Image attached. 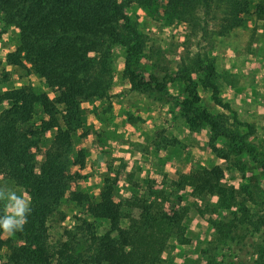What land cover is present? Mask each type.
<instances>
[{
  "label": "trees",
  "instance_id": "obj_1",
  "mask_svg": "<svg viewBox=\"0 0 264 264\" xmlns=\"http://www.w3.org/2000/svg\"><path fill=\"white\" fill-rule=\"evenodd\" d=\"M154 1L0 0L2 22L19 29L17 46L4 63L25 68L28 58L32 72L55 93L50 98L18 88L0 94V106L8 104L0 110L3 185L22 189L31 207L22 231L8 235L0 229V264H169L162 254L174 239L180 244L188 239L185 210L168 212L166 206L185 190L199 216L215 217L213 235L193 264H264V191L251 178L237 187L229 184L219 165L191 168L171 180L172 193L152 190L147 197H129L125 204L112 199L111 178L93 196L69 190L68 170L79 160L69 152L72 136L82 126L81 104L107 99L114 45L125 48L123 75L131 91L153 104L174 103L191 132L207 125L209 148L226 166H235L244 176L251 163L264 173V154L248 141L253 127L239 121L230 103L222 100L213 62L197 54L174 69L165 66L161 52L147 47V36L124 13L128 3L149 8ZM214 2L226 4V30L243 25L246 0H166V8L171 17L196 24L197 13L210 15ZM251 15L264 29V0L254 3ZM148 56L149 72L137 69ZM198 74L213 104L230 112L246 133L230 130L220 116L201 107L192 77ZM175 81L181 84V98L167 92ZM65 199L83 212L69 227L61 208Z\"/></svg>",
  "mask_w": 264,
  "mask_h": 264
},
{
  "label": "rangeland",
  "instance_id": "obj_2",
  "mask_svg": "<svg viewBox=\"0 0 264 264\" xmlns=\"http://www.w3.org/2000/svg\"><path fill=\"white\" fill-rule=\"evenodd\" d=\"M246 1L249 3L245 11L246 20L242 26L232 30L225 29L223 21L226 15L225 2L216 4L214 2L210 15L205 16L199 11L196 24L171 17L166 8V0H155L149 8L128 3L125 5L124 13L135 23L137 30L147 36V47L149 46L154 52H161L162 63L165 66L171 65L174 69L183 59L186 61L194 59L197 54L205 55L203 59L207 58L213 62L216 72L220 75L222 100L230 103L239 121L253 127V133L248 141L259 153L264 154V29L251 15L254 3L258 0ZM18 37L19 29L13 25H6L0 18V94L5 90L21 88L28 93H45L53 98L54 91L32 72L28 58H24L25 68H13L4 63L5 55L16 48ZM146 51L149 49L147 48ZM111 52L112 84L106 98L122 101L127 105L125 114L134 128L149 123V166L164 165L165 157L162 152L159 153V150L172 148L177 152L175 148L184 146L186 149L192 148L188 151L190 169L219 165L225 170V180L229 184L237 187L247 183V178H251L252 182L258 183L264 191V173L256 169V166L248 163L243 176L242 173L236 172L235 166H226L222 160L213 155L208 144L207 125H203L200 131L191 134L174 103L153 104L143 95L131 91L123 75L125 48L114 45L111 47ZM155 58L151 61H156ZM137 69L149 72V56L147 60L139 61ZM201 75H192L197 81L201 107L214 116H220L223 125L230 130H236L240 134L246 133L245 126L236 127L230 112L213 104L210 92L201 86ZM180 90L181 84L178 81L167 86V92L173 97L181 98ZM7 105V103L2 104L0 110ZM120 123L123 124L120 128L123 134L130 132L126 119H122ZM195 134L196 138H193ZM117 149L118 152L123 153L127 149L130 153L136 152L133 146L130 148L120 146ZM168 158L176 161L177 154H168ZM184 175L187 174L179 173L180 177ZM170 184L171 179L167 175L149 178V181L145 180L140 184L142 191L138 197H147L150 191L159 189L172 193L175 190ZM2 187L6 189L4 185ZM69 190H74L73 184L69 186ZM83 191L90 196L97 193V189H91L90 192ZM188 191L176 192L177 195H173L166 206L168 212L179 211L181 208L185 210V237L188 239L186 244H180L174 239L169 249L162 254L163 261L169 264H193L211 239L215 229L213 226L215 217L199 216L193 207L194 200L187 198ZM129 197L131 196L128 194L119 196V199L127 200ZM178 197L182 200H178ZM61 208L66 213L64 225L68 227L74 223L75 217L83 213L67 199L64 200ZM99 224L102 229L104 224L100 222ZM52 233L55 231L52 230Z\"/></svg>",
  "mask_w": 264,
  "mask_h": 264
},
{
  "label": "crops",
  "instance_id": "obj_3",
  "mask_svg": "<svg viewBox=\"0 0 264 264\" xmlns=\"http://www.w3.org/2000/svg\"><path fill=\"white\" fill-rule=\"evenodd\" d=\"M81 109L82 126L73 134L69 152L71 158L77 156L79 159L68 170L70 186L73 184L74 190L80 188L90 192L91 189H97L98 192L105 180L111 178L112 199L123 204L126 200L119 199V196H139L142 191L140 184L145 180L149 181V178L167 175L174 180L179 173H189L188 151L192 148L186 149L184 146L175 148L177 152L172 148L159 150L165 157L164 165L149 166V123L134 128L125 114L127 105L122 101L94 99L83 102ZM122 119H126L127 127L132 130L127 134L120 130L123 127L120 123ZM167 135L166 132L165 136ZM193 138H196V134ZM120 146H133L136 152L130 153L129 149L125 153L118 152L117 148ZM193 152L194 148L191 153ZM168 154H177L176 161L170 160ZM4 180L5 175L0 172V187ZM16 191L29 199L22 189Z\"/></svg>",
  "mask_w": 264,
  "mask_h": 264
},
{
  "label": "clouds",
  "instance_id": "obj_4",
  "mask_svg": "<svg viewBox=\"0 0 264 264\" xmlns=\"http://www.w3.org/2000/svg\"><path fill=\"white\" fill-rule=\"evenodd\" d=\"M0 203L3 204L0 210L2 213L0 214V229L8 235L22 231L31 213L30 200L25 198V194H17L15 191L0 187Z\"/></svg>",
  "mask_w": 264,
  "mask_h": 264
}]
</instances>
